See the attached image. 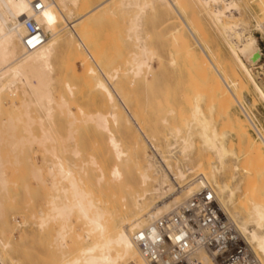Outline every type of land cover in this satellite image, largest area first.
I'll return each instance as SVG.
<instances>
[{"label":"bare ground","instance_id":"6f19581e","mask_svg":"<svg viewBox=\"0 0 264 264\" xmlns=\"http://www.w3.org/2000/svg\"><path fill=\"white\" fill-rule=\"evenodd\" d=\"M50 1L55 2V0H38L41 8L36 11L32 5L33 0H0V97L1 93L4 91L9 92L12 96H15L16 91H18L17 93L20 92V104L24 109L25 116L28 115L27 108L30 105H33L42 111L43 116L46 120L50 119L51 112L53 111L51 105L55 102L52 91L50 89V85H52L51 82L54 76L52 59L57 53L58 49L62 48V45L59 43V32L52 21L53 15L49 10V6L51 3ZM58 1L63 6H65L66 2H71L73 5H76L77 1L79 0ZM54 4L56 5L57 3L55 2ZM145 8L151 9L156 14L159 10L164 11V28L170 26L165 35L171 42L169 44L173 49H175L174 52L170 51V48L168 49L169 64L172 66L176 64L175 53H177L178 51V53L181 52L183 54L182 56L185 57L186 60L188 59L186 62H188L190 65H194V67L197 66V69L198 67L201 68L202 70L200 72V69H198V71L197 69H194L190 66L192 69H194L195 73L196 71L200 73V78H202V80L200 81L205 82V85L203 86L206 89L205 92L208 94V96L212 97V103H215L216 101L217 103H219V108L221 105L222 109V111L221 109L220 112L218 111L219 114L222 112L220 115L222 117V121H220L222 125L219 127V129L221 130L218 131L215 128L212 120L202 113L200 102L204 98V96H202L200 93H197L199 91L195 82L191 84L192 89L190 90V92L195 93L196 91L193 90L197 88V92L195 94L192 93L193 96L191 95V93L190 95H188L192 96V103H187V98H189L188 96L186 97V102L184 101L185 98H183V102H185L184 104H188L189 106L191 105V116L189 119L184 121L182 126L172 127V130L170 132L175 140L173 141L174 143L169 146L171 147L169 153H171L170 157H173V149H175L177 144L180 145V150L182 153L189 151L188 149L192 146L193 138L197 136L200 139L202 150H204L203 152L208 151L214 156V161H210L211 180H207V178L205 177V173L202 170V158L197 157L196 155L194 157H191L189 152L184 156V159H182L180 162L178 161L179 165L177 164L176 169L172 171V175L177 180H183L186 178L187 174L195 172L198 175H202L211 188V183L214 184V187L217 188L216 191L218 193L214 195L221 212L233 225L234 230L236 231L238 236L243 239L248 248L257 256L261 263L264 264V200L260 199L258 197L259 195L256 196L255 193L254 195L252 192H250V189L252 187L247 188V183L249 184V182L247 181L248 179L245 180V183L247 181V187H243H246L245 189L247 190L243 191L242 187L244 202H239L241 203V205L243 204L242 208L245 210V215L244 217H239L236 212H229V206H231L233 203L234 190L232 191L227 183L222 182V184H217L214 178L215 173L217 174L221 172V169L224 166V169L226 168L225 162L229 157H233L235 158V160L240 159L242 161V165H244L245 163H247V165H250H248L249 168H243L244 173L251 174V169L261 170L262 168H264V136L259 131V129H256L254 126H252L249 118L251 117V111H247V106H245V103L241 100V98L243 97L242 92L246 88L245 81L247 80L250 87L254 91L255 98L261 100L264 103V89L258 84V82L253 77L254 74H252V67L258 63L260 58L258 42L254 33H259L264 39V0H101L94 7H92V9L82 12L78 15V17H75V19L73 20V24H67V36L69 39H72L74 41V45L72 47L65 48V55H69L71 51H73L74 53L79 45L85 48L82 49L84 50L83 54L81 56L79 55V63H84L87 60L86 57L94 61V59L97 58V55L94 54L97 49L94 48L95 51L92 49L94 52L92 50H89L93 53L90 54V52L87 51V47L88 45L90 46V43L88 44V41L85 38V35L87 34L81 33L82 36L80 37L81 34L79 33L80 30L86 29L87 27L88 28L86 30L88 32L90 29L89 24L84 22L88 26H85L86 28L84 27L80 30H77V27H74V25L78 22L80 25V23H82L80 21L85 19L89 13L92 14L93 11H97L100 17H104L106 21L110 23L118 15H120L121 17L124 16V14H120V11H125V15L127 16L125 24L126 27L123 31L125 32V36L124 38L121 39L120 37L119 39L121 43H124V46L127 50L129 56V58L127 59V63L129 65V68H127L123 75L125 77L128 76V78L130 77V81L132 82H135V78L137 79V77H140V79L148 83V81H151L157 73L156 67H154L152 64L153 59L156 58L158 64L160 65V63H162V57L156 54L154 56L153 50L150 48L149 44L146 41L148 36L146 34L143 35L142 27L144 25L146 14L144 10ZM68 15H71L70 10ZM26 18L33 20L35 24H37L39 28H41L45 36L44 42L30 51L25 50L23 45V39L26 35V28L24 26L23 20ZM204 21H207L209 24V27L207 28H210L221 37L227 51L230 54V64L224 62L220 63L222 61H218L212 55L209 43L206 42V40L202 36V33L200 32L201 28L202 31L206 34L207 28L206 30H204V23L202 24V22ZM119 29L121 30L122 28ZM86 30H83V32ZM78 33L80 35H78ZM116 39L118 40V38ZM195 47L198 48V52L196 51ZM85 50L88 53V55L86 56L84 54ZM70 55H72V52ZM70 55L69 57H71ZM92 55H94V57ZM222 56H224V54ZM75 57L76 56H74V58ZM86 63L88 62H85L84 64ZM88 65L87 67H85L86 65H84L83 67H85V69L87 68L86 71L88 73L94 76L96 75L97 77V72L96 70H94V67H88ZM207 65L211 66L214 75L208 74ZM186 69V72H188V68ZM99 73H101V71ZM188 74L189 72L187 73V78H191V73L189 74L190 76ZM5 75H7V78L4 77L5 80H2V77ZM111 78H117L116 70L111 75ZM188 80L189 84L187 83L185 85L189 86L190 82H192L194 79ZM94 84L95 87H97L104 93L107 100L112 103V107H110L111 110L109 112V117L113 119L112 121H114L116 124L118 123L116 114L120 110H117V113L115 112V110L117 109V106L115 108V105L118 104L121 107L119 109L123 110L127 119L132 120L137 127V130L141 132L138 127L139 125L135 123L129 109L125 106L123 97L118 95L117 91L110 87L111 85L107 86L106 84H104V82L100 80L99 77L95 78ZM64 86L65 89L70 93V85L66 83ZM246 93H244V96ZM185 96L186 95L184 94L183 97ZM231 99L234 100L235 103L239 106L242 115H244L245 117L244 120H247L246 124L248 122V126L250 128L252 127L256 132L260 145H262L263 149L259 144H257V141L256 143H254L249 137V134L246 132V128L244 126L245 124H243L245 123V121H243L242 123V121L238 120L237 118L239 115L237 116V118L235 116L231 117L229 115L228 111L229 107L231 106ZM115 101L117 104H115ZM208 101L210 103V105L208 106V112L212 113L215 109L214 104H212L210 100H207L206 102ZM165 102L164 104L167 105L168 103ZM56 106L64 109L67 108L65 106V100L62 96H60L59 101L56 102L55 107ZM177 108L180 107L177 106ZM58 111H60V109ZM68 111L69 109L67 110V112L65 109L66 114L68 113ZM169 111L170 113L174 112L173 109H170ZM177 112L179 113V111ZM69 113L71 112L69 111ZM69 113V116L72 115ZM178 113V118H180V116L184 117L185 115L183 113L182 115H179ZM105 115L96 114L95 116L89 118L94 121L101 130L105 131L108 134V143L111 150L113 151L114 159L116 162H120L121 158H123L122 156H124V152L120 148L121 146L119 144V141L108 129ZM213 115L215 116V114ZM185 116L187 117L188 115ZM216 117L218 116L216 115ZM216 117H214V119ZM36 118L37 119H31L25 117V122H22L24 123L26 133L29 135V126L31 122L33 123L35 121L34 123L37 122L39 126H41V117L39 116ZM73 119L74 118L72 117L71 120ZM72 122L73 121H69V125ZM180 123L181 121L179 120V124ZM66 124L68 125V122ZM40 130L41 132L39 131L38 136L30 135L28 137L22 138V140L20 139V144L35 143V146L42 147V150H44V152L50 155L53 154L52 156L55 157L53 158V166L55 168H53V171L55 172L52 174L50 183L48 182L50 188L49 190L52 189L55 192L50 196V199L47 202V210L44 211V213H40L38 226L40 228L44 227L50 220L58 224V227L55 230V234L53 236L55 241L54 246L56 249V253L53 255L55 261L53 264H122V262L128 264L126 263L127 260H134L135 264H146L144 258L139 252L138 247L133 241V235L143 227L151 224L155 219L166 214L172 208V205L177 202L182 195L186 197L193 189L198 186V184L195 183L193 185L187 186L185 191L181 195L176 196L175 193H172L174 191L172 178L168 176L167 173L160 170L159 166L154 161L153 163L151 160V162L148 161L145 168H143L139 172V185H136L135 189L134 187L133 189L130 188L125 196H121L122 203L118 205L116 210L110 211L98 205V203L89 198L88 194L86 192L84 193V190L81 191L80 189H78L77 183L79 180H74L72 176L73 173L67 165L66 160L54 155L55 148L53 146H46V144L48 143L52 144L56 140V138L52 135L49 128L41 127ZM74 131L72 132L71 129L70 131L68 130L69 133H67L68 135L66 134L67 136L65 135V137H67L65 141H67V139L69 141V139L72 137L70 134L74 133ZM228 132L233 134L235 137V148H233L232 144H230L229 141V144L226 141ZM62 139L60 138V140ZM176 140L178 141V143ZM142 146L143 145H141V147ZM70 150L74 151L75 149H71L70 147ZM135 151L138 152V150ZM74 153L76 156L77 150ZM33 159L35 162H37V164L40 163L39 155L35 154L33 156ZM205 159L207 161V159L209 158L206 157ZM14 162L18 163L17 159H15ZM14 162L12 163L14 164ZM167 166L171 168L170 165ZM3 168L4 167H2V163L0 161V190L5 189V187L7 186H5V184L8 177L5 175L4 171L6 170H3ZM48 168H50V163ZM40 169V165L33 167L31 169L30 176L35 179L41 178L39 177ZM50 169L52 170V168ZM236 169V166H233V170ZM149 170L154 171L150 172ZM148 171L149 173L154 172L153 174L157 175V177L155 178L157 187L155 185L151 191L137 189L140 187V185H145L146 182L150 180L151 174L149 175ZM122 174L123 173H121L119 165L117 163L110 168L108 173L111 181H120L122 179ZM250 176L253 175L251 174ZM232 179H234V177ZM260 179L261 178H259V180ZM101 180L102 176L100 175L97 177V181L99 182ZM155 180L152 181L155 182ZM62 181H66V188L59 187V184H61ZM75 181H77V183ZM150 186L153 185H151L150 183ZM67 192L70 193L69 197L66 196ZM152 192L156 194L159 200L161 199V201L159 203L155 202L156 204L153 208H151L153 209L150 210L151 212H143L144 207H141V201L145 199L146 195H150ZM262 197L264 198L263 195ZM149 202L151 201L149 200ZM150 204L151 203H149V205ZM134 210L137 211L133 212ZM73 211L76 212L78 221H81L80 225L83 227V230L75 234L76 238L74 237V242L71 241V243L67 244L66 240L70 236L69 221L71 218V213ZM7 245L8 244L5 243L3 244V247H6ZM202 257L206 261V264H214L213 262L205 259V256Z\"/></svg>","mask_w":264,"mask_h":264},{"label":"rangeland","instance_id":"374dc122","mask_svg":"<svg viewBox=\"0 0 264 264\" xmlns=\"http://www.w3.org/2000/svg\"><path fill=\"white\" fill-rule=\"evenodd\" d=\"M100 1L101 0H79L77 1L76 5H73L71 2H66L65 6H63L58 0H55V2L57 3L56 5L54 4L55 2L50 1L51 3L49 6V10L53 15L52 21L59 32V43L62 45V48L58 49L57 53L52 59L54 76L51 82L52 85H50V89L55 99V102L51 105L53 110L51 112L52 118L50 117L49 120H46L43 116L42 111L33 105H30L27 108L28 115L25 116L24 109L20 104V92L17 93L18 91H16L15 96H12L9 92L5 91L1 93L0 161L2 163V167H4L3 170H6L4 172L8 178L5 184V186H7L5 187V189L0 190V264H53L55 262L53 255L56 253V249L54 246L55 241L53 236L55 234V230L58 227V224L50 220L45 225L46 227H38L40 213H44V211L47 210V202L49 201L50 196L55 192L52 189L49 190V183L51 181L52 174L55 172L53 171L55 169L53 166V158L55 157L52 156L53 154L50 155L44 152V150H42V147L35 146V143L20 144L22 138L24 137H28L30 135L38 136L39 131L41 132V127L49 128L52 135L56 138V140L52 144L48 143L46 144V146H53L55 148L54 155L66 160L67 165L73 173L72 176L74 180H79L78 183L77 181H75L77 183L78 189H80L81 191L84 190V193L86 192L89 198L98 203V205L110 211H114L117 209L118 205L122 203V197L128 193V190H130V188L133 189L134 187L135 189V186L139 185V172L140 170L145 168L147 162H151V160L159 166L160 170L164 171L168 174V176H170L172 171L176 169L178 161L180 162L182 159H184V156L189 152L191 157H194L196 155L197 157L202 158V170L205 173V177L207 178V180H211L210 161H214V156L208 151L203 152L204 150H202L200 139L197 136L193 138L192 146L188 149L189 151L182 153L180 150V145L177 144L175 149H173V157H170L171 153L169 152L171 147L169 146H171L172 143H174L173 141L175 140L170 131L172 130L173 126H182L184 121L190 118L191 105L189 106L188 104L189 102L190 104L192 103V96L197 92V88L199 91L197 93H200L202 96H204V98L202 97L203 99L200 102L202 113L212 120L215 128L218 131L221 130L219 129V127L222 125L220 122L222 121V117L220 116L222 112L219 114L221 105L219 108V103H217L215 100V103H212V97L208 96V94L205 92L206 89L203 86L205 85V82L200 81L202 80V78H200V73L197 71L195 73L194 71V69H197V66L194 67V65H190L188 62H186L188 59L186 60L185 57L182 56L183 54L181 52L178 53V51L177 53H175L176 64L173 66L169 64L168 49L170 48V51L173 52L175 51V49H173L169 44L171 42L165 35L170 26L164 28L165 14L163 10H159L156 14L149 8L144 9L146 14L144 25L142 27L143 35L146 34L148 36L146 41L149 44L150 48L153 50L154 56L156 54L162 57V63H160V65L158 64L156 58L153 59L152 64L154 67H156L157 73L154 76L155 79L153 78L151 81H148V83L140 79V77H137V79L135 78V82H132L130 81V77L128 78V76H126V78L123 75L127 68H129V65L127 63V59L129 58L127 50L124 46V43H121L119 39L120 37L122 39L125 36V32H123L125 30L124 28L126 27L125 24L127 20L125 11H120V14H124V16L121 17L120 15H118L111 23L106 21L104 17H100L97 11H93L92 14L89 13L85 19L80 21L82 22L80 23V25L84 26H80L79 22L74 25V27H77V30H80L85 26H88L86 23L89 24L90 32H87L86 29L88 27H85L86 29L80 30L81 32L79 31V33L87 34L85 35V38L87 39L88 44L90 43V46H93H86L87 51L92 49L95 51V49H97L95 52L92 50L94 54L97 55V58H95L94 61L86 57L87 60L85 62L88 63H79V55L81 56L84 51L82 49H85L83 48V46L79 45L74 53L73 51H71L72 55L74 54L73 56L70 55L71 52L69 53L71 57H69L68 54L65 55V48L72 47L74 45V41L72 39H69L67 36V24H73V20L75 19V17H78V15L82 12L92 9V7H94ZM69 10L71 14L70 16L68 15ZM203 23L206 26L205 27L203 25L204 30H206V28L209 27V24L207 21L202 22V24ZM119 28L122 29L120 30ZM209 29L210 28H207L206 34L202 31L201 28L200 32L202 33V36L206 40V42L209 43L212 55L218 61H222L220 63H229L231 57L224 45V42L217 33L212 31L211 29L210 31ZM83 30L86 31L83 32ZM79 33L78 35H80ZM254 35L258 42L260 58L258 63L256 64L257 66L254 65L252 67V74H254L253 77L258 82V84L264 89V39L259 33H254ZM81 36L82 34L80 35V37ZM116 38H118V40ZM195 48L198 52V48ZM85 52V56L88 55V53ZM89 52L90 54L92 53L91 51ZM223 54L224 56H222ZM66 56H68L69 58ZM74 56L76 57L74 58ZM92 56L94 57V55ZM83 64L86 65L85 67H87L88 64V67L93 66L94 70H96L97 72V77L96 75L94 76L88 73L86 71L87 68L85 69V67H83ZM190 66L194 69H192ZM186 68H188L189 74L191 73V78H187L188 72H186ZM111 69L117 71V78H111V75L114 73V71H112ZM198 69H200L201 72L202 69L199 67ZM99 70L101 71V73H99ZM207 72L208 74L214 75L213 69L210 65H207ZM106 74L110 77H108ZM4 77L7 78V75L3 76L2 80H5ZM98 77L107 86L111 85L110 87L117 91L118 95L123 97L125 106L129 109L135 123L139 125L138 127L141 132L137 130V127L132 120L127 119L123 110L119 109L121 107L116 103V101L115 104L117 105H115V108L117 106V109L115 110V112L117 110H120L118 111V113L116 112L118 123L116 124L114 121H112L113 119L109 117V112L111 110L110 107H112V103L107 100L104 93L97 87H95L94 84L95 78ZM188 79H194L192 82H190L189 86L185 85L187 83L189 84ZM62 81L64 82V85L66 83L70 85V93L65 89ZM193 82L197 84V88L193 90L196 91L195 93L190 92V90L192 89L191 84ZM245 83L246 88L242 92L244 98H241V100L245 104L243 102L242 103L247 106V111H251L254 114V117H256L255 119L258 122L260 132L264 136V103L261 100L255 98L254 91L250 87L247 80L245 81ZM190 93L192 96H188L190 95ZM244 93H246L247 95L245 94L244 96ZM184 94L186 95L185 97H183ZM60 96H62L65 100V106L67 107L65 108L66 112L69 109L71 113H69V111L68 113L72 115L69 116L68 113L66 114L64 108H59L58 106L55 107L56 102H58L60 99ZM187 96L189 97L187 98L188 104H184L186 102L185 100ZM183 98H185V102H183ZM207 100H210V102L214 104L215 109L212 113L208 112V106L210 105V103L209 101L206 102ZM165 101L168 103L167 105L164 104ZM233 101L234 100L230 102L231 106L229 107L228 111L229 115L231 117L235 116L236 118L239 115L237 119L242 121V123L243 121H245V123L243 124H245L244 126L246 128V132L249 134V137L254 143H256L257 141V144L260 145L257 134L252 132V129L248 126V122L246 124L247 120H244L245 117L244 115H242L239 106L235 103V101ZM177 106L180 108H177ZM59 109L60 111H58ZM170 109H173L174 112L170 113ZM177 111H179V113ZM177 113L179 115H182L183 113L188 116L186 117L184 115V117L180 116V118H178ZM96 114L105 115L108 129L119 141V144L121 146L120 148L124 152V156H122L123 158H121L120 162H116L114 159L113 151L111 150L108 143V134L105 131L101 130L96 125V123L89 118L95 116ZM213 114H215V116ZM216 115L218 117H216ZM39 116L42 119V122L40 123L41 126H39L37 122L34 123L35 121L33 123L31 122L29 126L30 135L27 134L25 131L24 123H22L25 122V117L37 119L36 117ZM71 116L74 118L73 120H71ZM214 117L216 118L214 119ZM179 120L181 121L180 124ZM69 121L73 122L69 125ZM67 122L68 125L66 124ZM1 124L4 126H2ZM70 129L72 132L75 130L74 133L70 134L73 137L71 138L74 140L70 138L69 141L67 139V142L65 141L67 138L65 137V135L69 133L68 130L70 131ZM60 138L63 139L60 140ZM226 141L227 143L229 141L230 144H232L233 148H235L234 144L236 141L233 134L228 132ZM141 145L143 146L141 147ZM260 146L262 147V145ZM70 147L71 149L73 148L75 150H70ZM76 150L77 153L75 156L74 152H76ZM135 150H138V152ZM35 154L40 156L39 164H37V162H35L33 159V156ZM206 157L209 158L207 159V161L205 159ZM15 159H17L18 163L14 162ZM91 160L93 161V163ZM240 161V159L235 160V158L233 157L227 158L226 162L228 163L225 162L226 168L224 169V166L221 169V172L217 174L215 173L214 178L217 184H222V182L227 183L230 186L231 190H234L233 203L231 205L232 207L229 206V212H236L239 217H244L245 210L242 208L243 204L241 205V203L239 202H244V196L242 192L244 190H247L245 189L247 186V188L252 187L250 189V192H252L253 194L255 193L256 196L259 195L258 197L264 200V198L262 197V195L264 196V168H262L261 170L251 169L250 172L253 176H250L251 174L243 172V168H249V164L247 165V163L244 164L243 162L244 165H242V161ZM12 162H14V164ZM49 163L52 170L48 168ZM116 163L119 165L121 173H123L122 179L120 181H111L108 173L110 168ZM37 165H40L41 168L39 176L41 178L35 179L30 175L31 169L33 167H36ZM167 165H170L171 168H169ZM233 166H236L237 169L233 170ZM149 171L152 172L154 170ZM149 171L148 174H151L150 180L147 181L145 185H140V187L137 189L151 191L156 185L155 178L157 177V175L153 174L154 172L149 173ZM192 174L196 173L194 172ZM100 175L102 176V180L98 182L97 177ZM233 177L234 179H232ZM259 178L261 179L259 180ZM152 180H155V182H153ZM245 180H247L250 185L246 181V186ZM251 182H253L254 184ZM65 183L66 181H62L61 184H59V187L66 188L67 183ZM150 183L153 186H150ZM177 183L182 184L183 182L177 180ZM172 184L173 186H175L174 182ZM211 186L213 189V193L215 195L218 194L216 191L217 188L214 187V184L211 183ZM243 186L246 187L244 188ZM66 196L69 197L70 193L67 192ZM149 200L151 202H149ZM160 201L161 199L159 200L157 195L153 192L150 195H146L145 199L141 201V207H144L143 212H151L150 210H153L151 208H153L154 205L156 203H159ZM149 203H151L150 205L152 206H150ZM136 211L137 210H134L133 212ZM80 222L81 221H78L76 212L73 211L71 213V218L69 221L70 236L66 240L67 244L71 243V241L74 242L73 239L76 238L75 234L83 230ZM5 243H7L8 245L6 247H3V244ZM126 263L135 264L134 260H127ZM122 264L125 263L122 262Z\"/></svg>","mask_w":264,"mask_h":264},{"label":"built area","instance_id":"2783aa9c","mask_svg":"<svg viewBox=\"0 0 264 264\" xmlns=\"http://www.w3.org/2000/svg\"><path fill=\"white\" fill-rule=\"evenodd\" d=\"M32 5L36 11L41 8L38 0ZM23 22V45L30 51L41 45L45 36L33 20L26 18ZM250 116L252 126L259 129L254 114L250 112ZM252 132L256 134L253 128ZM170 177L176 196L189 185L198 186L186 197L182 195L166 214L135 232L133 241L146 264H206L202 256L214 264H262L221 212L202 175L189 173L180 180L182 184L172 173Z\"/></svg>","mask_w":264,"mask_h":264}]
</instances>
